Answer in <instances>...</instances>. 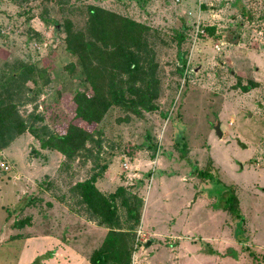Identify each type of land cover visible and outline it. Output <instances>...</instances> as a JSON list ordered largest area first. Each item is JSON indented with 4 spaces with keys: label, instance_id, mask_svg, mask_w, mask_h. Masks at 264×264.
Listing matches in <instances>:
<instances>
[{
    "label": "rangeland",
    "instance_id": "obj_1",
    "mask_svg": "<svg viewBox=\"0 0 264 264\" xmlns=\"http://www.w3.org/2000/svg\"><path fill=\"white\" fill-rule=\"evenodd\" d=\"M89 6L148 26L158 64V110L127 120L112 109L102 123L99 150L108 169L96 186L107 195L123 187L145 202L131 264H264V0H71L63 6L0 0V72L20 62L33 66L36 80L28 85L40 98L21 106L20 115L44 113L46 121L35 125L42 135L63 134L77 121L73 96L84 79L66 49L65 28L68 21L83 28ZM198 27L215 34L197 37ZM218 121L223 140L214 130ZM180 138L186 157L176 145ZM20 139L11 155L0 151V264H52L43 261L61 249L35 255L38 211L50 200L72 210V189L93 173V164L81 157L62 166L65 157L32 132ZM233 192L240 217L225 210ZM81 218L90 223V239L75 244L74 262L61 256L54 264H91L108 230ZM150 223L164 235L149 233ZM53 227H45L47 239L67 238L65 227ZM178 229L181 238L173 233Z\"/></svg>",
    "mask_w": 264,
    "mask_h": 264
},
{
    "label": "trees",
    "instance_id": "obj_2",
    "mask_svg": "<svg viewBox=\"0 0 264 264\" xmlns=\"http://www.w3.org/2000/svg\"><path fill=\"white\" fill-rule=\"evenodd\" d=\"M46 1L63 6L71 0ZM69 24L70 21L65 28L66 49L77 58L84 79L73 96L77 121L69 123L63 134L37 133L35 125L46 121L45 114L34 112L27 118L20 115L21 106L40 98V94L28 85L36 80V75L32 65L20 62L12 69L0 72V151L9 148L29 131L42 146L65 157L62 166L81 157L85 158L83 164L92 161L93 173L74 185L72 195L75 201L68 206L79 216L108 230L102 245L94 251L91 264H131L144 199L123 187L115 193L104 194L96 182L108 169L101 160L99 149L106 135L102 123L110 110L119 109L127 120L158 110L160 78L150 39L151 29L129 17L95 6L88 7L83 28L76 30ZM204 31L215 34L213 27ZM178 37L181 45L185 38L183 35ZM181 60L184 68L187 59ZM72 67H75L73 63L70 70ZM241 87L245 92L250 90V87ZM176 145L186 157V144L181 138ZM225 210L240 217L239 200L234 192L227 198Z\"/></svg>",
    "mask_w": 264,
    "mask_h": 264
},
{
    "label": "crops",
    "instance_id": "obj_3",
    "mask_svg": "<svg viewBox=\"0 0 264 264\" xmlns=\"http://www.w3.org/2000/svg\"><path fill=\"white\" fill-rule=\"evenodd\" d=\"M19 140L21 139L19 138L8 149L5 150L6 154L7 152H10V155H11L13 145H15V143H17ZM45 169L47 170L48 167H45ZM43 174H48V173L44 172ZM104 180H106V177H104ZM49 202H51L52 206L51 204L47 203L45 212H43V208H40L38 211L40 214L36 216L37 218L35 219V222H34V225H35L34 227L36 231L35 239H36V243L38 244V249H36V254H35L37 255L36 258L37 259L43 258L46 254L50 253L47 251V248L53 247V248H58L61 250H58L57 253L56 252L50 253L51 258L43 261V263L51 262L52 264H54L55 262H58V260H60L61 256L66 258L65 263L68 261L67 259H73V262H74L75 258L78 257V251H76L75 249L76 247L75 244L76 243L83 244L84 242L90 239L91 232H92V229L89 226L90 223H88L83 218L76 215L72 210L65 207V205L57 204L52 200H50ZM147 215H149L148 209H146L144 213V221H145V218L147 219L146 217ZM47 217H49V219ZM77 222L78 224H80V227L78 225L76 229L74 225L77 224ZM59 224L65 227L64 231L66 232L67 238L59 237L55 239L53 238V236H51L50 239H47L48 234L46 230H44L45 227L50 225L51 230L53 231V228H54L53 226H56V225L60 226ZM85 224L87 225L85 226ZM99 229H102V228H99ZM146 230L149 233H153L156 236L164 235V232H163L164 229L161 230L160 228L153 227L152 223L146 226ZM183 230L185 231L186 229L183 228ZM180 231L181 230L178 229V231L173 232L175 237L181 238ZM167 234L170 235L172 234V232L169 230ZM153 242H154V239L148 240L146 245H148V243H150V245L147 247H151L153 245Z\"/></svg>",
    "mask_w": 264,
    "mask_h": 264
},
{
    "label": "water",
    "instance_id": "obj_4",
    "mask_svg": "<svg viewBox=\"0 0 264 264\" xmlns=\"http://www.w3.org/2000/svg\"><path fill=\"white\" fill-rule=\"evenodd\" d=\"M221 127H222V123H221V121H218L217 124H216L215 127H214V130H215L216 135L219 137V139L223 140V138H224V133H223ZM235 142H236L239 146H241L243 149H246V148H247V146H246L244 143H242V141H241L239 138H236V139H235ZM149 245H150V243H148L147 246H149Z\"/></svg>",
    "mask_w": 264,
    "mask_h": 264
},
{
    "label": "built area",
    "instance_id": "obj_5",
    "mask_svg": "<svg viewBox=\"0 0 264 264\" xmlns=\"http://www.w3.org/2000/svg\"><path fill=\"white\" fill-rule=\"evenodd\" d=\"M204 29H200V27H198L197 28V31H196V36L198 37L199 36V34H204ZM41 109H42V107H40ZM5 171H9L10 170V168H9V166H5L4 168H3ZM130 169V167L128 166V164H126V170H129ZM139 236L141 237L142 236V232L140 231L139 232ZM139 241H140V238L138 239ZM141 241H142V239H141Z\"/></svg>",
    "mask_w": 264,
    "mask_h": 264
}]
</instances>
